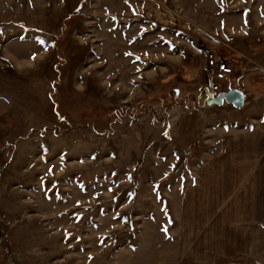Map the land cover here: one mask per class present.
Masks as SVG:
<instances>
[{
    "label": "rangeland",
    "instance_id": "obj_1",
    "mask_svg": "<svg viewBox=\"0 0 264 264\" xmlns=\"http://www.w3.org/2000/svg\"><path fill=\"white\" fill-rule=\"evenodd\" d=\"M200 45L242 109L207 105ZM255 165L264 0H0V264H264ZM237 230L246 259L197 248Z\"/></svg>",
    "mask_w": 264,
    "mask_h": 264
},
{
    "label": "crops",
    "instance_id": "obj_2",
    "mask_svg": "<svg viewBox=\"0 0 264 264\" xmlns=\"http://www.w3.org/2000/svg\"><path fill=\"white\" fill-rule=\"evenodd\" d=\"M232 59H237V56L236 55H232ZM245 131H247V133L245 135L246 137H243V139L245 141V144H243V145L246 146V148H248V147L249 148H251V147L260 148V144L261 143H259V142H260V139H261V134H259L258 132L256 133V131L253 130V129H251V130H245ZM250 135H251L252 138H250ZM216 170L217 171H220L221 169L219 167ZM253 170L256 171L257 173L258 172H262L260 174V177H261L260 180L257 179V178L256 179H253V182H252L253 184L252 185H250V180H248V183H247V181H246V183L244 181L243 183L246 184V186H244V187H250L252 189H254L255 187H258V189H259V188H261V186L264 185V165L263 166H261V165L260 166L259 165L258 166L255 165V168H253ZM245 171H247V170H245ZM208 180H210V179H208ZM229 180L230 179H228V177L225 178V181L228 182ZM260 183H263V185H261ZM209 187L210 188L209 189H205V191L206 190L211 191V186H209ZM248 193H249L248 191L242 192L241 199L244 198V197H246V194H248ZM243 202L244 201L242 200V203ZM258 203H259V208H258L259 211L260 212H263V209H262L263 208L262 200H258ZM185 204H188L189 206L192 205L193 208L195 209L194 204H196V203L195 202H192V200H189V199L187 200L186 199V203ZM244 204H245V202H244ZM245 208H246L245 211H247V213L244 212V214L246 213L245 216L246 217H249V206H248L247 203L245 204ZM191 212H192V210H191ZM193 212H195V210H193ZM241 216H238L236 218H239L240 219ZM187 217L188 218H191V216H189L188 214H187ZM201 218H209V219H211L212 217H209V216H207V217L201 216ZM192 219H195L196 220V218L194 216L192 217ZM246 219H248V218H246ZM246 240L247 239H246L245 234L242 231L237 230L231 236L229 235V237H227L225 239V242H223V243H217V239H216V237H214V238L211 239L210 243L208 242L207 244H200V246H198L197 248L199 250H202L204 248L208 252L210 250L211 254H209L210 255L209 256V260H208L209 262H215V261H217L215 259H216V254H217L218 250L220 252L221 251L222 252L223 251L226 252V256L231 255L230 254V251H232L233 254L236 251L238 255H239V253H243L242 256H243V258L246 259L248 257V255L250 254V245H249V243L246 242ZM176 252H177L178 259H180V258H182L184 256L183 255L184 251H183V248H182L181 245H179V247L177 248V251ZM212 252H215V254H212ZM196 256H198V255H196ZM200 256H202V255H200ZM214 257H215V259H214ZM233 257H235V256L233 255ZM226 258H227L226 261L228 262V264H230V262H229V261H231L230 258L229 257H226ZM211 264H213V263H211Z\"/></svg>",
    "mask_w": 264,
    "mask_h": 264
},
{
    "label": "built area",
    "instance_id": "obj_3",
    "mask_svg": "<svg viewBox=\"0 0 264 264\" xmlns=\"http://www.w3.org/2000/svg\"><path fill=\"white\" fill-rule=\"evenodd\" d=\"M214 41L217 39L214 38ZM211 40L212 44L215 43ZM234 42V38L231 37L227 43ZM200 50L204 56V69L212 77V81L209 85L210 91L218 95L224 91L222 83L235 75V70L231 61L220 57L217 47H207L206 45H200Z\"/></svg>",
    "mask_w": 264,
    "mask_h": 264
},
{
    "label": "water",
    "instance_id": "obj_4",
    "mask_svg": "<svg viewBox=\"0 0 264 264\" xmlns=\"http://www.w3.org/2000/svg\"><path fill=\"white\" fill-rule=\"evenodd\" d=\"M205 92L206 102L208 106H223L225 103L232 105L237 109H242L245 106V94L235 88H231L228 91L221 92L217 96H215L208 89H206Z\"/></svg>",
    "mask_w": 264,
    "mask_h": 264
},
{
    "label": "snow or ice",
    "instance_id": "obj_5",
    "mask_svg": "<svg viewBox=\"0 0 264 264\" xmlns=\"http://www.w3.org/2000/svg\"><path fill=\"white\" fill-rule=\"evenodd\" d=\"M41 44H43L44 43V41L43 40H40L39 41ZM33 59H35V54H33Z\"/></svg>",
    "mask_w": 264,
    "mask_h": 264
}]
</instances>
